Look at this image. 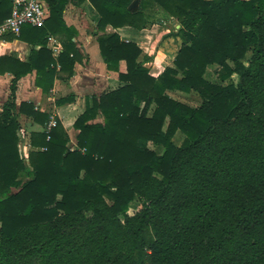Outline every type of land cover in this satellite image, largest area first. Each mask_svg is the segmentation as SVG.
I'll return each instance as SVG.
<instances>
[{
  "label": "trees",
  "instance_id": "1",
  "mask_svg": "<svg viewBox=\"0 0 264 264\" xmlns=\"http://www.w3.org/2000/svg\"><path fill=\"white\" fill-rule=\"evenodd\" d=\"M40 1L45 24L9 37L31 46L28 60L0 56V75L13 77L0 110V264H264V0H139L132 11L135 0ZM70 1L97 13L100 56L124 85L86 105L72 125L74 149L54 117L49 131L30 134L25 160L20 116L46 126L51 115L31 102L17 108V82L35 71L46 94L73 75ZM156 12L177 21L162 39L181 46L153 77L140 48L106 28L146 29ZM49 38L61 46L56 58ZM209 66L218 83L204 78Z\"/></svg>",
  "mask_w": 264,
  "mask_h": 264
},
{
  "label": "crops",
  "instance_id": "2",
  "mask_svg": "<svg viewBox=\"0 0 264 264\" xmlns=\"http://www.w3.org/2000/svg\"><path fill=\"white\" fill-rule=\"evenodd\" d=\"M1 1V0H0ZM139 2V1H138ZM138 5V4H137ZM136 7L133 9L135 10ZM0 13L6 14L9 11L11 15L10 4L8 2L6 9ZM12 8V6H11ZM49 15V10H48ZM158 17L159 21L155 17ZM3 19L1 22L6 20ZM155 18V20H153ZM154 18H151L153 23L146 29L136 30L130 27H123L119 29L106 28V33L116 32L121 41L135 43L142 51L140 59L144 56L148 58L143 63V66L149 70L153 77L159 76L166 67H172L174 57L181 46V41L178 37L170 36L162 39L160 36L169 34L171 31V24H175L177 29V21L171 17L166 16L162 12H156ZM99 20L97 13L91 7L88 1L80 4L70 1L64 9L63 21L68 28H73L76 32L72 38L75 49L78 52V61L75 62L73 67V75L68 80L55 79L53 88L48 93H43L42 90L35 86V71L22 77L17 82L14 101L18 108L21 102H31L35 109L40 112L47 113L53 117H57L64 129L67 131L69 137L73 133V141L70 139V149L75 148L76 131L73 130L72 125L76 118L82 114L86 105H91L93 97H99L101 94L114 91L124 84L118 80V74L106 69L103 59L100 56L97 37L101 33H97L96 25ZM0 22V23H1ZM14 35H6L0 38V56H16L20 61L25 62L30 55L31 46L28 43L19 40H9V37ZM157 41L155 50H152V43ZM48 49L51 50L54 58L61 52V46L54 38H49ZM39 49L38 46L34 48ZM212 69L213 73H208ZM216 66H209L206 69L204 78L211 83H218L214 74ZM236 77L233 75L231 80ZM13 77L9 73L0 75V110L7 100L9 95V85ZM166 94L181 103L196 107L200 103L199 97L195 93H183L179 91H167ZM196 97V105H191L181 99L182 96ZM71 98L70 103H65L61 106H56L55 102L59 99ZM21 129L19 134L20 138L19 149L22 155L28 154L32 150L30 147V134L32 132H45V126H40L32 122V120L23 115L20 116ZM183 141V135L177 132L173 138V142L179 146ZM71 144V145H70ZM158 154L161 149L157 146L152 147Z\"/></svg>",
  "mask_w": 264,
  "mask_h": 264
},
{
  "label": "built area",
  "instance_id": "3",
  "mask_svg": "<svg viewBox=\"0 0 264 264\" xmlns=\"http://www.w3.org/2000/svg\"><path fill=\"white\" fill-rule=\"evenodd\" d=\"M48 18V7L40 0H12L11 15L0 23V38L6 35L18 36L24 26L40 28ZM178 28V26H177ZM55 126V119L50 117L45 132ZM22 138V134H19ZM27 159V154L23 156Z\"/></svg>",
  "mask_w": 264,
  "mask_h": 264
},
{
  "label": "rangeland",
  "instance_id": "4",
  "mask_svg": "<svg viewBox=\"0 0 264 264\" xmlns=\"http://www.w3.org/2000/svg\"><path fill=\"white\" fill-rule=\"evenodd\" d=\"M156 18V20H158L159 21V19H158V17L156 16L155 17ZM155 18L153 19V20H155ZM174 26H175V24H174ZM173 26V24H171V31H173V30H176V28ZM170 31V32H171ZM161 38H162V35L160 36ZM157 41H154L151 45H152V50L154 49L155 50V46L157 45V43H156ZM248 59H249V57H246L244 60H243V62H247L248 61ZM208 73H213V70L212 69H209L208 70ZM233 82H236V77H234L233 78V80H232ZM181 99L182 100H184L185 102H187V103H189V104H191V105H196V103H197V101L196 100H198V99H196V97H194V96H182L181 97ZM73 137H74V135H73V133H70V139H71V141H73L74 139H73ZM71 145V144H70ZM138 209V204L137 203H133L132 205H131V207H130V209H129V211H128V214L129 215H131V214H133L136 210Z\"/></svg>",
  "mask_w": 264,
  "mask_h": 264
},
{
  "label": "water",
  "instance_id": "5",
  "mask_svg": "<svg viewBox=\"0 0 264 264\" xmlns=\"http://www.w3.org/2000/svg\"><path fill=\"white\" fill-rule=\"evenodd\" d=\"M138 1H139V0H135V1L129 6L128 9H129L130 11H132V10L136 7V5L138 4ZM178 28H179V26H178Z\"/></svg>",
  "mask_w": 264,
  "mask_h": 264
}]
</instances>
